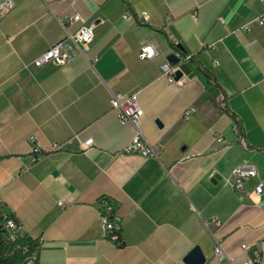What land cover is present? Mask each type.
Returning a JSON list of instances; mask_svg holds the SVG:
<instances>
[{
  "label": "crops",
  "instance_id": "obj_1",
  "mask_svg": "<svg viewBox=\"0 0 264 264\" xmlns=\"http://www.w3.org/2000/svg\"><path fill=\"white\" fill-rule=\"evenodd\" d=\"M72 10L94 25L84 55L32 65L75 33ZM263 10L259 0H16L0 19V209L38 241L35 264H186L194 246L202 264H243L242 244L264 261V200L252 192L257 179L264 188V24L252 21ZM149 44L156 54L138 59ZM171 44L190 59L167 82L157 66ZM212 80L235 120L212 104ZM113 92L136 93L158 159L114 155L132 129L109 110ZM242 164L256 170L246 194L221 184ZM101 196L120 215L119 246L104 239Z\"/></svg>",
  "mask_w": 264,
  "mask_h": 264
},
{
  "label": "built area",
  "instance_id": "obj_2",
  "mask_svg": "<svg viewBox=\"0 0 264 264\" xmlns=\"http://www.w3.org/2000/svg\"><path fill=\"white\" fill-rule=\"evenodd\" d=\"M68 6L73 7L75 0H62ZM264 3V0H259ZM16 0H0V19L15 6ZM139 16L146 20V14L144 12L139 13ZM68 20L75 22L78 27L74 34L66 33L64 37L56 41L55 43L48 46L44 51L37 55L32 60V65L41 66L47 63L53 65H65L74 60L78 55H84V52L88 48L93 35V23L86 22V20L75 10H72ZM257 24H264V10L261 15L252 19ZM170 19L166 17L165 24H169ZM156 48L149 44L140 48L137 54L138 59H152L156 54ZM174 54L178 57V61L187 59L185 55L178 51H174ZM190 59V58H188ZM176 70V64H169L166 60L158 64L157 74L158 77L164 78L167 82H174V73ZM109 110L114 114L117 121L120 124H128L132 129V133L126 142L123 144L120 150L114 155L119 154H137L145 158L158 159L159 149L156 145H152L146 141L143 137L140 129V117L142 110L138 105L136 93L124 95L120 92H113L109 95ZM193 112V108H188L183 113V118L187 119ZM217 141H221V136H216ZM93 142L91 138H87L83 141L84 147L92 146ZM52 150H57L60 145L57 143L51 144ZM41 157L38 154L36 147L32 146L30 159L37 160ZM212 176V173H209ZM256 170L253 165L242 164L234 166L230 169L228 174L221 177L222 186L229 187L233 190L239 191L246 194L247 192L243 189V184L246 178L255 177ZM252 192L258 201L264 200V188L262 179H257L252 186ZM61 204L60 201H57ZM96 210L99 218L100 225L103 230L104 239L112 244L120 242L121 228H120V215L116 212L114 205L111 203L108 197H99L96 203ZM215 219V217H214ZM5 227L9 230H14L15 224L12 220H7ZM240 249L243 252H248L249 255L246 257L243 264H264L259 257L258 249H251L248 245H240ZM221 248L219 245H215L212 249V256L217 257L220 254ZM35 253H32L24 260L23 264H35ZM224 264H230L229 260L225 261Z\"/></svg>",
  "mask_w": 264,
  "mask_h": 264
},
{
  "label": "trees",
  "instance_id": "obj_3",
  "mask_svg": "<svg viewBox=\"0 0 264 264\" xmlns=\"http://www.w3.org/2000/svg\"><path fill=\"white\" fill-rule=\"evenodd\" d=\"M145 25V24H144ZM172 48L176 50L175 46L171 44ZM177 51V50H176ZM181 54H183L180 51ZM204 75L210 76L208 72L200 69ZM211 88L208 91V97L211 99L212 104L220 108L228 117L235 120V116L231 113L223 104L222 97L219 98L217 95V90L219 87L212 80ZM216 88V90L213 89ZM213 89V90H212ZM236 122L237 129H240L238 121ZM7 220H12L15 224L14 230H9L5 227ZM121 245V243H116V246ZM38 241L36 239H31L20 227L17 221L10 215L4 214L0 209V264H23L26 257L32 253H37Z\"/></svg>",
  "mask_w": 264,
  "mask_h": 264
},
{
  "label": "water",
  "instance_id": "obj_4",
  "mask_svg": "<svg viewBox=\"0 0 264 264\" xmlns=\"http://www.w3.org/2000/svg\"><path fill=\"white\" fill-rule=\"evenodd\" d=\"M176 49H178L180 51V46H176ZM173 51H175V50L173 49ZM166 61L171 65H173V64L178 65V68H177V70H175V73H174V79L178 78L181 75V72L186 70L184 65L180 63L181 61H178V57L174 54V52L169 53L166 56ZM183 260L186 264H202L204 262V256L201 253L199 247L194 246L185 255Z\"/></svg>",
  "mask_w": 264,
  "mask_h": 264
}]
</instances>
